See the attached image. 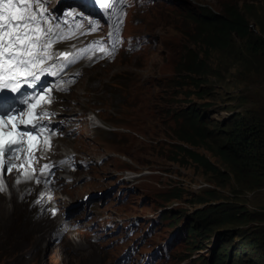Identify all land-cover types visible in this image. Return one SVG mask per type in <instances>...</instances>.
<instances>
[{"label": "rangeland", "instance_id": "rangeland-1", "mask_svg": "<svg viewBox=\"0 0 264 264\" xmlns=\"http://www.w3.org/2000/svg\"><path fill=\"white\" fill-rule=\"evenodd\" d=\"M233 5L245 15L251 35L264 38V0H171L157 7L143 5L140 20L134 18L128 25L129 32L142 33L151 41L148 48L136 55L121 54L111 64L81 66V76L71 93L58 95L47 107L79 121L95 114L102 127L91 132L88 120L79 129L67 122L63 128L69 137L62 138V133L47 139L52 142L48 152H59L56 157L62 152L88 155L95 159V167L75 173V181L66 188L47 186L52 191V201L47 202L42 194L47 187L36 180L33 161L17 162L30 171V179L36 177L37 189L24 193L18 186L6 185L0 191V264H119L117 259L129 244L135 245L139 254H148L170 237L174 246L168 261L161 264H209L216 244L213 232L264 228V221H252L214 227L207 234L196 222L197 230L184 237L206 204L229 201L244 205L251 213L264 214V187L249 189L241 184L231 168L211 151L214 142L190 148L207 156L219 173L207 172L184 159L178 135L184 134L186 125L182 119H175L180 108L208 102L211 126L220 127L264 99L262 54L247 39L236 36L228 48L208 51L193 19L194 14L221 12ZM197 64L202 74L194 78L203 86V97L193 93L189 84L188 70ZM181 81L188 85L183 88ZM83 111L86 113L81 116ZM44 147L32 154L38 165L52 157L46 156ZM12 168H7L11 175L0 174V180L5 175L7 181H15L18 175ZM132 175L137 178L125 180ZM34 188L31 185L27 190ZM103 189H108L103 196L89 197ZM10 190H15V197ZM175 194L181 197L174 198ZM82 201L90 206L84 208ZM74 202L80 205L67 220L70 231L53 233L62 227L49 228L53 222L48 220L65 216L63 206ZM87 213H95V217L86 218ZM101 216L137 225L129 240L120 242L123 234L115 233L112 227L105 230ZM238 240L234 238L235 243Z\"/></svg>", "mask_w": 264, "mask_h": 264}, {"label": "trees", "instance_id": "trees-1", "mask_svg": "<svg viewBox=\"0 0 264 264\" xmlns=\"http://www.w3.org/2000/svg\"><path fill=\"white\" fill-rule=\"evenodd\" d=\"M258 1V0H252ZM188 14H194L188 12ZM203 42L208 51L214 48L226 49L234 36L247 39L251 47L264 57V38L251 35V26L237 5L225 6L221 12H202L194 14ZM208 57V56H205ZM203 64V62H202ZM200 66L189 68V84L193 93L203 97L202 84L194 78L201 76ZM188 84L181 81L184 88ZM192 93V92H191ZM210 104H189L176 112L175 119L185 124L184 134L179 133L182 152L188 162L195 163L207 172L220 170L211 160L190 147H204L214 142L211 151L231 168L241 184L249 189L264 187V99L257 100L245 112L234 115L220 127H212ZM231 126L230 128H228ZM189 146V147H186ZM175 194L174 198H180ZM197 218L204 233H211L214 227L239 226L252 221H264V214L251 213L244 205L233 202L206 204ZM197 226L188 234L195 232ZM216 244L209 264H264V228L258 231L232 228L213 232ZM239 237L237 243L234 238ZM228 243H231L230 245ZM202 249L204 247L201 245Z\"/></svg>", "mask_w": 264, "mask_h": 264}, {"label": "snow or ice", "instance_id": "snow-or-ice-1", "mask_svg": "<svg viewBox=\"0 0 264 264\" xmlns=\"http://www.w3.org/2000/svg\"><path fill=\"white\" fill-rule=\"evenodd\" d=\"M0 7L5 11L8 9H17V4L12 3L9 0L7 4L0 3ZM32 5L20 4V14L11 13L8 15L0 14V78H6V82L3 83L4 88H11L13 92L19 90V80L22 75L26 74L27 77H31L35 80H39L40 77L36 74V68L38 65H42L45 61L53 59L51 49L53 44L60 39H64L63 36L53 37V28L50 26L44 28L41 20L32 10ZM103 51V49H101ZM82 54V53H81ZM57 58L63 59L68 63H72L75 57L69 53H61ZM44 71V69H40ZM50 102V101H49ZM42 116H47L48 113L44 112ZM14 117L0 116V121L5 124L10 123ZM24 121L21 120V124ZM13 127L16 126L13 124ZM31 127L41 134L44 129L32 124ZM20 140L10 139L7 142V149L9 155L14 157L19 152L18 147H14L23 142V139L31 136V132L22 131L19 132ZM5 148L0 144V153H3ZM15 167L14 164L9 161V169ZM48 166L45 165V168ZM3 187H0V191H3Z\"/></svg>", "mask_w": 264, "mask_h": 264}, {"label": "clouds", "instance_id": "clouds-1", "mask_svg": "<svg viewBox=\"0 0 264 264\" xmlns=\"http://www.w3.org/2000/svg\"><path fill=\"white\" fill-rule=\"evenodd\" d=\"M103 1L104 0H90L88 3H85L83 9L88 15H90V17L95 18V10L97 7H99L102 4ZM123 1H125V5H124L122 11L119 12L118 5H115V4H112V5L108 4L109 10L105 11L106 14H108L110 12L119 13V15H118L119 20L118 21H119V29L120 30L118 31V33H115V32L107 33L105 30H102V31L95 32L94 37L89 38V35L87 36V38L94 41L97 38L102 39V37H104L106 34H108L106 36V38H108V40L111 43L120 42V44H122V50L120 51V53L114 59L112 58L111 61H108L107 64L114 63L121 54L136 55L137 53H140L141 51L148 48L149 45L151 44V41L147 37H145L142 33H131V32H129L128 25L131 22V20H133L134 18L140 20V17L138 15V13L140 12V9H139L140 6L142 7L143 5H146L148 7H153V6L157 7L158 5H160V6L161 5H168V4H170L171 0H123ZM61 2H62V0H61ZM99 40L96 42V44L99 43ZM135 42L138 43L139 45H146V46H142L141 48H138L135 46ZM128 47H130L131 50H125L124 49V48H128ZM98 109H100V108H98ZM95 112L99 113V110H96ZM85 113H86V111H83L81 113V116L85 115ZM88 116H89V118L87 120L89 122V128H90L91 132H93L97 128L102 127V125L100 124V120L97 119L98 117L96 118L95 114H92V115L88 114ZM69 118L75 119L76 117L71 116ZM66 119L70 120L68 118H66ZM91 120L93 122H90ZM102 161H104V160H102ZM129 178L130 179L131 178H137V175H132L130 177H126L125 180H127ZM127 190H129V192H130L132 190V188H127ZM122 192H123V190L119 192L120 196H121ZM95 195L97 197L100 196V194L98 192H92L89 197L95 196ZM88 216H90V215H87L86 218H89ZM94 217H95V215L93 216V218ZM194 219H195L194 224L197 222L198 225L201 226L198 218L195 217ZM107 220H110V222L113 224L112 228L117 230L115 233L120 232L121 234H123V236L120 238L121 239L120 242H126L127 240H129V239H127V237H129L132 234V232L134 231L133 230L134 226L137 225V222H133L130 220H129L130 222H128V221H125L121 218H119V220H116V219H113V218L111 219V218L107 217ZM195 226H196V224L194 225V227ZM193 228H191V225L188 226L186 232L184 233L185 239H186V236L188 237V235L193 233L191 231V233L188 234L189 231ZM169 241H170V239L167 241H164V242L167 243ZM163 243L154 247L153 250L148 254H139L138 248L133 244H129L126 248V252H130V256L128 255L129 264H161L164 260L168 261L169 256L163 255V254L157 255V257L154 258L156 251L161 252V248L164 245ZM170 253H171V250L169 251V255H170Z\"/></svg>", "mask_w": 264, "mask_h": 264}, {"label": "bare ground", "instance_id": "bare-ground-1", "mask_svg": "<svg viewBox=\"0 0 264 264\" xmlns=\"http://www.w3.org/2000/svg\"><path fill=\"white\" fill-rule=\"evenodd\" d=\"M60 5H61V7H63L64 6V3H60ZM96 118H97V116H96ZM98 119V118H97ZM57 120H54V122H56ZM90 122H93L92 120L90 121ZM58 126V124H56L55 125V127H57ZM2 127L4 128V130L6 131V130H9V126L7 125V124H5V123H3V125H2ZM29 141V140H28ZM27 141V142H28ZM42 141H44V140H42ZM32 143H36L37 141H35V140H32L31 141ZM50 142L49 143H47V144H45V148H44V153L45 154H49L48 153V151H49V148H50ZM30 149H32L31 147H30ZM35 149V148H34ZM28 156H29V154L28 153H26V154H22V155H20V156H16V157H14V158H11V157H7V156H5V159H4V162L2 161V159H0V167H2V169H5V167L7 166V164L9 163V161H11V163L12 162H17V160H19V163L20 164H23V162H24V160L26 159V158H28ZM47 161H49V160H47ZM19 163H16V166L14 167V168H12L15 172H17V175H18V178L17 179H15V181H12L11 179L9 180V181H7L6 180V176H4V179H2L1 180V182H0V187H3V186H10V187H15V186H18V187H20L21 189L20 190H22V191H24V193H25V190L27 191V192H29V191H32V192H35V190L37 189V186H36V183H34L35 182V177L33 178V179H30V177H31V173H30V171H28V170H24V168L23 167H19ZM15 165V164H14ZM15 174V173H14ZM13 175V174H12ZM15 176V175H14ZM15 178V177H14ZM26 178H28L27 180H25ZM31 185H34V189H30V190H27L28 189V187H30ZM6 186V187H7ZM102 186L104 187V188H106L107 187V185L105 184V183H103L102 184ZM9 188V187H8ZM103 192H102V194H105V192H108V189L107 190H105V189H103L102 190ZM10 192H11V194H12V196L14 195V193H15V190L13 191V190H10ZM42 194L44 195V197H45V199H46V201L47 202H50V201H52V191L49 189V188H45L44 190H43V192H42ZM14 197H15V195H14ZM7 198V197H6ZM74 203H76V204H72L71 206H70V208H67L69 205H67V204H65L64 206H63V208H65L66 209V212H65V216L62 214V217L60 216V215H57V216H55L54 217V220H48V221H50V222H53V225L52 226H50L49 228H55V229H57L58 227H62V228H60V229H58V230H54V232L53 233H55V232H64V233H66V232H69L70 231V229H71V225L70 224H68L67 223V220L68 219H70V217H71V212L76 208V206H77V203L78 202H74ZM57 205H59V201H57V203H56ZM60 207V206H59ZM37 215V214H36ZM44 215H45V213L41 216V218H44ZM89 215V214H88ZM47 221V222H48ZM153 224H155V222L153 223ZM79 227H81L80 225H79ZM92 227H94V226H92ZM77 229H79L78 227H77ZM52 237H54L53 236V234H52ZM56 240L57 239H59V237H58V235H56L55 237H54ZM83 238H84V240L85 241H87V242H89L88 240H87V236L86 235H84L83 236ZM91 242V241H90ZM92 243V242H91Z\"/></svg>", "mask_w": 264, "mask_h": 264}]
</instances>
